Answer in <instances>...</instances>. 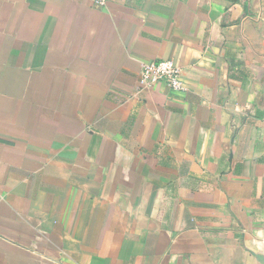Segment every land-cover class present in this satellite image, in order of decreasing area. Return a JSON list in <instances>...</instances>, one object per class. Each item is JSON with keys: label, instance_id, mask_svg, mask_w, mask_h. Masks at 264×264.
Returning a JSON list of instances; mask_svg holds the SVG:
<instances>
[{"label": "crops", "instance_id": "crops-1", "mask_svg": "<svg viewBox=\"0 0 264 264\" xmlns=\"http://www.w3.org/2000/svg\"><path fill=\"white\" fill-rule=\"evenodd\" d=\"M0 264H264V0H0Z\"/></svg>", "mask_w": 264, "mask_h": 264}, {"label": "built area", "instance_id": "built-area-1", "mask_svg": "<svg viewBox=\"0 0 264 264\" xmlns=\"http://www.w3.org/2000/svg\"><path fill=\"white\" fill-rule=\"evenodd\" d=\"M94 4L104 7L108 0H92ZM157 82H165L175 90H186L187 82L183 68L171 58L145 61L141 66L139 84L149 88Z\"/></svg>", "mask_w": 264, "mask_h": 264}, {"label": "water", "instance_id": "water-1", "mask_svg": "<svg viewBox=\"0 0 264 264\" xmlns=\"http://www.w3.org/2000/svg\"><path fill=\"white\" fill-rule=\"evenodd\" d=\"M261 258V257H260Z\"/></svg>", "mask_w": 264, "mask_h": 264}]
</instances>
